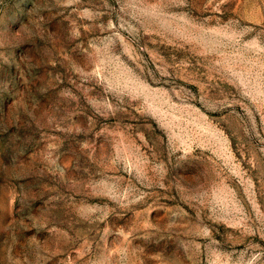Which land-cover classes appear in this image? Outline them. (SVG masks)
<instances>
[{"label": "rangeland", "instance_id": "374dc122", "mask_svg": "<svg viewBox=\"0 0 264 264\" xmlns=\"http://www.w3.org/2000/svg\"><path fill=\"white\" fill-rule=\"evenodd\" d=\"M0 264H264V0H0Z\"/></svg>", "mask_w": 264, "mask_h": 264}]
</instances>
